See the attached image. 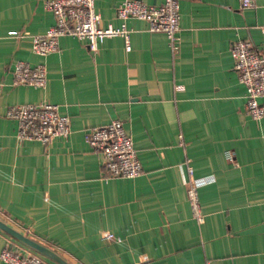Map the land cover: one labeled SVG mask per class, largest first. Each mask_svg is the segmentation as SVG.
<instances>
[{
  "label": "crops",
  "instance_id": "obj_1",
  "mask_svg": "<svg viewBox=\"0 0 264 264\" xmlns=\"http://www.w3.org/2000/svg\"><path fill=\"white\" fill-rule=\"evenodd\" d=\"M120 1L94 0L100 26L121 23ZM178 4L177 52L129 17L130 50L118 35L95 52L64 35L39 55L32 36L54 23L46 0H0V219L70 264H264V117L245 111L231 53L238 39L264 49V0ZM16 60L42 63L45 84H13ZM39 101L58 105L70 133L18 141L5 109ZM114 118L132 137L137 176H108L85 141ZM188 165L213 177L198 188L202 222L187 200ZM6 247L60 264L0 228Z\"/></svg>",
  "mask_w": 264,
  "mask_h": 264
},
{
  "label": "built area",
  "instance_id": "obj_2",
  "mask_svg": "<svg viewBox=\"0 0 264 264\" xmlns=\"http://www.w3.org/2000/svg\"><path fill=\"white\" fill-rule=\"evenodd\" d=\"M148 4L144 0H122L115 7V16L121 19L119 25L108 23L100 26L101 15L94 0H46V6L53 12L54 23L43 33L32 36V51L45 55L58 49L59 37L71 35L84 39L88 50L95 52L106 37L121 36L125 49L130 50V32L125 20L129 17L144 19L150 31L163 32L173 52L178 51L176 33L179 30L178 0H159ZM242 6L255 5V0H239ZM14 33V31H9ZM233 67L238 79L246 87L245 111L254 119L264 117V49L259 51L249 39H238L231 45ZM13 84L43 86L46 69L42 63L30 64L16 60L11 69ZM5 116L16 121L18 141L37 140L48 145L58 136L70 133L69 117L61 114L58 105L49 101L25 102L9 105ZM85 141L100 154L104 172L111 177H134L142 172V165L130 134L123 122L114 118L109 122L92 126L85 131ZM231 159V155L228 156ZM213 177L196 176L193 167L187 166V200L192 217L202 222V211L198 188L210 182ZM112 237V233H108ZM0 259L6 264H41L38 256L23 254L12 248L0 250Z\"/></svg>",
  "mask_w": 264,
  "mask_h": 264
},
{
  "label": "water",
  "instance_id": "obj_3",
  "mask_svg": "<svg viewBox=\"0 0 264 264\" xmlns=\"http://www.w3.org/2000/svg\"><path fill=\"white\" fill-rule=\"evenodd\" d=\"M0 228L23 242L24 244L28 245L29 247L33 248L34 250L54 259L60 264H70L64 257H62L59 253L55 250L51 249L50 247L34 240L31 237L23 234L22 232L18 231L17 229L13 228L6 222L0 219Z\"/></svg>",
  "mask_w": 264,
  "mask_h": 264
}]
</instances>
